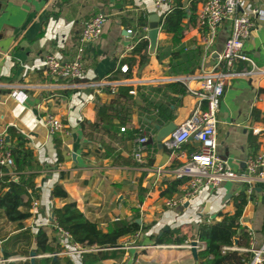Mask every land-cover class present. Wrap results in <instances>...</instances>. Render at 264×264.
Listing matches in <instances>:
<instances>
[{"label": "crops", "instance_id": "crops-1", "mask_svg": "<svg viewBox=\"0 0 264 264\" xmlns=\"http://www.w3.org/2000/svg\"><path fill=\"white\" fill-rule=\"evenodd\" d=\"M245 1L264 11V0ZM182 2L187 11L184 22L189 29L179 44H172L171 36L160 30L154 53L148 51V61L138 72L134 70L130 79L108 80L110 70L118 66L119 59L135 42L139 16L146 17L147 31L149 16L156 14L160 19L169 3L154 7L151 0H0V83L6 84L0 86V131L12 127L25 135L42 167L34 178L37 205L31 204L32 217L25 221L33 233L38 226H44L67 250L73 249L71 239L53 227L51 217L53 207L65 202L51 197L53 186L61 182L68 199L75 200L85 216L97 221L104 230L115 220L139 219L138 224L146 226L122 236L120 245L109 250L110 256L103 264H198V254L208 239L206 224L219 220V213L233 211L232 198L246 188V184L235 180H225L216 187L202 185L194 196L170 207L164 204L170 197L160 195L162 181L174 178L173 171L182 162L177 153L191 152L197 143L188 139L180 148H171L168 137L159 147L154 125L173 122L178 126L191 114L197 99L187 86L198 87L191 76L202 67L217 64L230 32V23L223 21L204 54L197 16L192 23L188 21L204 0ZM191 4L194 11L190 10ZM98 12L105 13L107 19L101 37L85 47L84 72L78 81L82 84L74 86L72 80L48 77L42 65L44 54L51 52L63 60L71 58L84 23ZM173 51L178 54L175 59L171 58ZM244 51L253 59L256 70L228 81L216 113V152L235 171L244 168L248 156L264 153V76L257 74L258 69L264 68V16L254 18ZM183 77L188 78L187 86L180 80ZM98 82L104 85L99 86ZM122 82L133 85L135 104L131 106V121L122 134L117 132L111 156L104 157V149L87 139L81 123H92L96 104H108L114 98L109 85ZM14 89L26 93L24 102L11 95ZM146 98L159 104L160 111L147 106ZM47 113L56 115L64 126L53 136L43 124ZM159 114L172 118L160 123ZM118 121L114 119V123ZM130 129H139L141 133L126 139ZM140 136L147 137L143 162L114 164L115 153L135 160L133 152ZM56 141L60 143V161ZM21 180L27 184L30 176L24 175ZM185 185H180L178 193L171 197L182 194ZM250 186L251 192L245 191L248 200L240 223L251 234V247L258 248L264 244V179L254 178ZM14 232V224H5L1 238ZM160 236L163 242L157 243ZM192 240L197 242V259L188 246ZM22 246L18 243L15 248ZM34 247L32 238L30 248ZM77 255L71 254L75 258Z\"/></svg>", "mask_w": 264, "mask_h": 264}, {"label": "trees", "instance_id": "trees-1", "mask_svg": "<svg viewBox=\"0 0 264 264\" xmlns=\"http://www.w3.org/2000/svg\"><path fill=\"white\" fill-rule=\"evenodd\" d=\"M190 10L194 11L193 5ZM196 14H191L189 23L195 21ZM187 11L182 0H171L167 11L159 19L162 33L171 36L172 44H179L189 25L185 18ZM146 17L139 16L137 21L138 34L131 50L118 61V66L111 69L108 80L130 79L134 70L141 69L149 58V42L146 38ZM105 27V25H104ZM104 30V28H103ZM178 56L177 51H173L171 58ZM122 65H126L125 72L121 71ZM239 67L242 63H238ZM172 85H177L173 83ZM110 91V90H109ZM133 85L125 82L117 84L112 88L114 98L108 104H96V118L92 123L82 122V130L91 143H96L104 149V157L111 156L112 142L116 140L117 132L121 133V128L126 129V124L131 121V106L135 104L133 95ZM181 93L185 90L181 88ZM147 106H153L159 111V104L151 102L146 98ZM255 110H253V113ZM118 119L114 123V119ZM172 115L161 116L157 121L163 123L171 119ZM126 139H133L140 135L139 129L127 130ZM122 134V133H121ZM9 137L8 148L13 157V167H0V256L7 258L16 254L30 256V252H35L33 264H103V261L110 256V249L118 247L119 239L128 234H134L146 226H140L136 221L115 220L110 222L104 230L97 221L89 219L77 207L75 200L68 199V193L61 182H57L52 189L51 197L65 200L60 207H53L54 223L56 228H61L71 236V241L78 244L86 251L81 252L75 258L66 254L67 249L63 242L54 235H49L47 228L38 226L33 233L25 221L32 217L31 204L38 197V187L34 178L40 173L42 167L36 159L33 150L28 146V138L16 129L7 128ZM58 161L62 159L59 141H56ZM114 164H138L131 156L124 158L120 153L112 155ZM18 178L15 180L13 176ZM24 175L30 176V181L26 184L21 178ZM63 176V174H61ZM187 181L186 177L171 178L162 181L160 195L171 197L178 193V187ZM29 188V190H28ZM248 196L245 190H241L232 198L233 211L231 213H219V220H211L206 224L208 239L206 247L198 254V264H249L251 260V234L241 226L240 219L247 203ZM12 223L16 232L2 237L3 225ZM264 234V221L262 226ZM35 241L34 249H31V241ZM162 236L156 239L161 243ZM236 240V243H235ZM18 243H23L20 248H15ZM58 253L57 255H52ZM61 253V254H59ZM6 264H31L30 258L22 261H10Z\"/></svg>", "mask_w": 264, "mask_h": 264}, {"label": "built area", "instance_id": "built-area-1", "mask_svg": "<svg viewBox=\"0 0 264 264\" xmlns=\"http://www.w3.org/2000/svg\"><path fill=\"white\" fill-rule=\"evenodd\" d=\"M151 1L154 7H160L171 0ZM262 16H264L263 10L245 0H204L201 4L198 10L197 21L202 31L204 54H207L210 46L213 44L217 29L223 21L230 23V32L225 41L223 51L219 55L217 64L211 68L202 67L198 73L191 76L192 79L197 81V88L187 86L188 78L183 77L180 79L186 84L188 91L197 99V103L191 114L169 136L167 144L171 148H180L181 144L188 139H192L197 143V147L191 152L179 151L177 153L176 156L182 162L174 169L173 176L174 178L186 177L187 181L185 182L186 185L182 194L166 199L165 206H174L194 196L202 185L216 187L225 180H235L246 184L245 191L250 193L252 190L250 186L252 180L254 178L264 179V153L248 156L244 160V168L235 171L216 152V113L221 98L230 79L248 76L253 70H256L253 59L244 51V42L254 27V18ZM106 19L105 13L98 12L84 23L77 38L76 51L71 58L63 60L51 52L44 54L42 65L47 76L55 80H72L74 86L81 85L82 83L78 81L84 72L83 57L85 47L87 44L95 42L101 37ZM238 63H242V66L239 67ZM248 67L251 70H247ZM122 69L126 71V65H123ZM257 74L264 76V68L258 69ZM97 85L103 86L104 82H98ZM116 85L109 86L114 88ZM0 86H6V84L0 83ZM130 93L132 94L134 91H130ZM11 95L20 102H24L27 97L25 92L17 89L12 90ZM43 124L50 136L64 129L61 120L51 113H47L43 117ZM13 127H16V125L13 124ZM123 130L124 128H121V131ZM6 137L7 130L0 131V167L11 168L13 167V157L8 148ZM146 140V136L138 138L133 152V156L137 162H143V151ZM13 178L15 179L16 175ZM36 205L37 200H33L32 206L35 207ZM53 226H55L54 221ZM56 230L71 239V236L66 231H63L61 228H56ZM73 244L72 250H67L63 253L71 255L72 253L80 254L86 251L78 244ZM248 250L251 252L249 264H264V244L261 247H251ZM57 254L54 253L52 255ZM27 258H30V256L13 255L7 258L0 256V264H6L10 261H22Z\"/></svg>", "mask_w": 264, "mask_h": 264}, {"label": "water", "instance_id": "water-1", "mask_svg": "<svg viewBox=\"0 0 264 264\" xmlns=\"http://www.w3.org/2000/svg\"><path fill=\"white\" fill-rule=\"evenodd\" d=\"M160 31V25H159V17L156 14H151L149 16V23H148V29L146 31V38L148 39L149 42V47L148 51L149 53H154L157 40H158V33ZM157 132L155 135L156 140L159 142V147L163 145V141L168 138L177 128V126L173 122L167 123L165 126H159L157 124L154 125ZM149 142L152 141V136L149 138ZM7 143H9V137H6ZM51 217L54 218V214H51ZM136 222L139 223L140 220L136 219ZM236 243V240H235ZM196 247H197V242L192 240L190 242V248L192 255L195 259H197V253H196ZM34 257H35V252L31 251L30 252V262L31 264L34 263Z\"/></svg>", "mask_w": 264, "mask_h": 264}]
</instances>
